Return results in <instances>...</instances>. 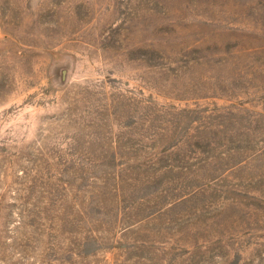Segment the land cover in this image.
<instances>
[{"label": "rangeland", "instance_id": "1", "mask_svg": "<svg viewBox=\"0 0 264 264\" xmlns=\"http://www.w3.org/2000/svg\"><path fill=\"white\" fill-rule=\"evenodd\" d=\"M0 264H264V0H0Z\"/></svg>", "mask_w": 264, "mask_h": 264}]
</instances>
